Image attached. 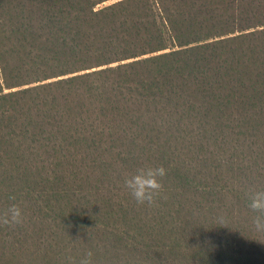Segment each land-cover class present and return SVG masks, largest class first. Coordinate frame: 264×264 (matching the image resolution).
<instances>
[{"label":"trees","instance_id":"trees-1","mask_svg":"<svg viewBox=\"0 0 264 264\" xmlns=\"http://www.w3.org/2000/svg\"><path fill=\"white\" fill-rule=\"evenodd\" d=\"M100 1L0 0V264H264V0Z\"/></svg>","mask_w":264,"mask_h":264},{"label":"clouds","instance_id":"clouds-1","mask_svg":"<svg viewBox=\"0 0 264 264\" xmlns=\"http://www.w3.org/2000/svg\"><path fill=\"white\" fill-rule=\"evenodd\" d=\"M167 169L163 165H142L132 173L123 176V187L137 206L152 208L158 206L159 200L165 198L164 178ZM247 206L254 215L251 218L253 229L264 234V187L249 186L245 190ZM6 207L0 208V226L14 229L24 226L26 213L22 205L16 201V197L10 196ZM217 226H227L226 217L217 219ZM95 253L90 249L79 260L72 256L66 258L67 264H95Z\"/></svg>","mask_w":264,"mask_h":264},{"label":"rangeland","instance_id":"rangeland-1","mask_svg":"<svg viewBox=\"0 0 264 264\" xmlns=\"http://www.w3.org/2000/svg\"><path fill=\"white\" fill-rule=\"evenodd\" d=\"M112 1H114V0H103V1L98 2L96 5L101 6L102 4H107V3H110Z\"/></svg>","mask_w":264,"mask_h":264}]
</instances>
